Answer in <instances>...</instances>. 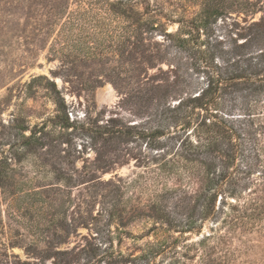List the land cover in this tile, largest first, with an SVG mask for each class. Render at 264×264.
<instances>
[{"label":"rangeland","instance_id":"374dc122","mask_svg":"<svg viewBox=\"0 0 264 264\" xmlns=\"http://www.w3.org/2000/svg\"><path fill=\"white\" fill-rule=\"evenodd\" d=\"M249 73L264 76V0H0V264H201L185 246L210 224L178 232L167 193L187 183L168 173L172 155L192 129L188 98ZM254 87L217 94L224 113L259 115L226 119L252 178ZM243 240L253 249L234 240L228 263L264 264V239Z\"/></svg>","mask_w":264,"mask_h":264},{"label":"trees","instance_id":"16d2710c","mask_svg":"<svg viewBox=\"0 0 264 264\" xmlns=\"http://www.w3.org/2000/svg\"><path fill=\"white\" fill-rule=\"evenodd\" d=\"M123 11L121 15L127 12ZM136 15L140 17L138 12ZM190 29L182 28L180 33H188ZM255 75L217 76L209 97L205 95L207 89L188 98L196 105L193 112L184 117L183 131L192 129L189 134H184L178 150L173 153L174 163L168 171L177 181H186L187 185L176 184L168 190L167 195L176 201L175 207L183 209L184 220L176 226L180 228L179 233L199 234L206 223L210 224V234L185 246L186 253L192 250L200 252L198 259L201 264H229L226 254L234 256L235 251L240 252V249L231 248L234 240L241 248L249 249V240H243L245 233H256L258 238L264 239V173L260 171L254 176L257 178H252L256 173L253 163L243 169L238 168L237 156L243 150L238 139L245 135L236 133L233 125L226 120L228 116L237 114L221 111L217 96L223 86L230 87L240 79L248 85L255 84L252 91L260 90L264 87V76ZM246 110L248 113L238 114L242 117L232 116L231 119L251 120L259 116L249 113L248 107ZM192 134L194 139L190 138ZM255 150L258 156L261 148L255 144ZM248 185H252L253 189L249 190ZM230 198L233 200L229 201ZM186 253L182 254L181 259H189Z\"/></svg>","mask_w":264,"mask_h":264}]
</instances>
